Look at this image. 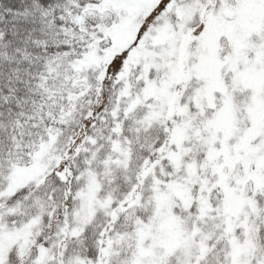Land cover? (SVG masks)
I'll return each mask as SVG.
<instances>
[{
	"label": "snow or ice",
	"instance_id": "1",
	"mask_svg": "<svg viewBox=\"0 0 264 264\" xmlns=\"http://www.w3.org/2000/svg\"><path fill=\"white\" fill-rule=\"evenodd\" d=\"M0 264H264V0H0Z\"/></svg>",
	"mask_w": 264,
	"mask_h": 264
}]
</instances>
